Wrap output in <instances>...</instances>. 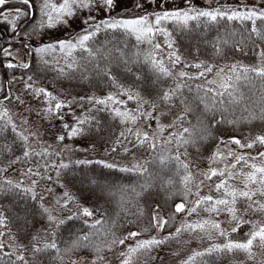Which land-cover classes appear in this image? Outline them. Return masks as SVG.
<instances>
[{"label": "snow or ice", "instance_id": "6c2138e0", "mask_svg": "<svg viewBox=\"0 0 264 264\" xmlns=\"http://www.w3.org/2000/svg\"><path fill=\"white\" fill-rule=\"evenodd\" d=\"M167 2L135 0L130 7L128 0H0V24L24 42L15 54L3 48L5 59L16 61L4 67L21 71L23 88L14 100L11 88L0 98V137L5 140L0 147V197H15L24 208L22 215L10 217V209L0 205V264H151L153 253L171 243L181 246L172 253L178 264H264V0L252 6L244 0L241 5L213 6L208 0L207 7L185 0L171 9ZM146 4L158 7L147 11ZM121 6L124 12H117ZM24 21L31 24L26 31ZM220 27L225 34L212 43L214 56L223 57L226 47L242 53L251 48L253 63L218 65L200 60L198 50L193 55L189 49L192 59L182 54L180 36ZM119 36L124 37L122 47L115 43ZM33 60L40 71L54 72L58 81H95L97 90L79 100L68 99L70 93L56 94L31 74ZM13 83L15 79L9 80ZM104 85L109 91L98 95ZM241 85L258 93V107L245 102ZM33 100L39 102L36 115L42 121L63 122L55 143L44 140L41 126L33 127L29 116L16 122L9 105L27 104L31 113ZM76 103L86 104L88 111L71 112ZM101 112L115 122L107 125L109 131L118 128L105 152L113 158H75L87 149L65 142L102 136ZM256 121L260 130L243 134L241 125ZM209 144L214 150H208L207 167H194L189 149L200 153ZM128 145L151 155L142 160ZM245 150L258 154L245 155ZM91 151H96L95 141ZM113 154L132 158L122 163ZM93 166L142 180L117 185L90 174ZM12 168L15 177L8 175ZM77 178L88 196L71 190ZM92 197L118 198L121 212L135 217L129 223L136 229L118 234L116 229L124 227L119 213L105 227L97 218L102 209L93 205ZM37 217L44 229L31 232L28 226ZM75 222L82 227L64 239L65 228ZM14 223L29 237L26 243L13 232ZM245 228L242 237L233 238ZM194 241L200 247L183 252Z\"/></svg>", "mask_w": 264, "mask_h": 264}, {"label": "trees", "instance_id": "16d2710c", "mask_svg": "<svg viewBox=\"0 0 264 264\" xmlns=\"http://www.w3.org/2000/svg\"><path fill=\"white\" fill-rule=\"evenodd\" d=\"M256 4V3H254ZM177 5V4H175ZM199 7H207V4H196ZM241 5V4H238ZM249 6H252L253 3L248 4ZM177 6H183V4H179ZM176 6L168 7L169 9L174 8ZM153 8L147 10L151 11ZM132 14V13H131ZM130 14V15H131ZM6 28L9 33H12L8 26L4 24H0V28ZM29 27H31V24L28 23L27 21L23 22L22 29L24 31L28 30ZM238 27V25H237ZM225 34V29L223 27H220L218 30L213 28L209 30L207 33H203L201 31H197L196 33L192 34L191 36H180L178 38V44L181 48L182 54L187 56L189 59H192V56H188L189 49H191L193 55L199 51V59L200 60H206L209 62L215 61L218 65H224V64H231L235 62H240L244 64H250L253 63L255 60V55L254 52L251 48H246L245 53H242L240 51L234 50L232 48H225V55L223 57H216L214 56V50L212 48V43H214L217 40V37L223 38ZM17 37L15 38H4L0 41V58H1V53L2 49L5 45H9L10 48H13L14 46H17V42L15 41ZM111 38V37H109ZM101 41L104 39L102 36ZM11 41V43H9ZM162 42V39H161ZM115 43L118 46H123L124 43V37L119 36ZM35 44V43H33ZM129 44V50H131L135 44L134 39L128 40ZM1 60V59H0ZM6 62H14L12 60H7L5 59ZM5 60L2 61V63L5 65ZM33 66L34 69L31 74L36 75L40 81V83L43 86H46L49 90L54 91V93L59 94L60 92H64L66 94L70 93L71 95H68L67 98L71 99L73 96L76 97L77 100H79L81 97H86L90 95L93 91H96V85L95 81L93 83L88 84V83H81L78 79L74 80H63V81H58L55 79V73L52 71H40L36 67V62L33 60ZM2 71V70H1ZM0 71V72H1ZM119 71V70H117ZM4 73H0L1 75V83H0V89H3V91H0V98L2 97V93L9 88H11V85L9 84V80H13L16 76L20 77L22 75L20 70H15L14 72L12 70H9L4 67L3 70ZM4 74V75H3ZM24 78H27V74H24ZM211 78V77H209ZM241 92L244 93L245 95V102L249 106H259V96L258 93L254 89H249V87L241 85L240 86ZM109 91L107 85L103 86L102 91H98V95H106L107 92ZM114 91V90H113ZM4 95V93H3ZM63 98V97H62ZM130 107H135L131 102H129ZM9 107L14 110L10 105ZM243 105H241V109L237 110V116L239 115V111L242 110ZM72 110H77L79 111L80 114H84L88 111L87 105L81 106L80 103L74 104ZM14 114V112H13ZM98 117L105 122V131L103 135L101 136L99 133L95 135H91L87 138H81L78 139L80 141H83L87 144L92 149L93 146V141H95L96 144V151L99 152L100 154L97 156H89L91 158H100V159H108L111 160L113 157H109L105 154L106 149H110L111 147V140L115 138L116 135H118V128L117 127H112L111 130L109 131L108 124H114L115 122L111 121L110 116L108 113H98ZM217 118H219V115H217ZM190 120H192L193 123H195V118L193 116L189 117ZM17 122V120H16ZM167 123L168 121L165 120ZM18 123V122H17ZM154 123V122H153ZM19 124V123H18ZM261 127V123L259 121H256L254 125H241V129L243 130V134H247L250 128H253L255 131H259ZM237 132H240V129H237ZM225 138H229L230 134L225 133ZM7 140L11 142L12 140V134L9 133L7 136ZM5 143V140L3 137H0V147L3 146ZM128 147L133 149L132 155H135L139 157L140 159H147L148 156L151 155L150 152L147 150H137L135 149L134 145H128ZM208 150H214V146L211 144L205 145L204 148L201 149L200 153H196L194 149H189L191 153V159L194 161V167L195 163H199L201 168H206L207 167V155H208ZM122 151V149H121ZM244 154L248 155H253V154H258L256 150H245ZM116 160H120L122 163H127L129 160H131L132 156L128 157H121L119 155L113 154ZM83 159V158H79ZM39 160V158H37ZM53 162H55V159L53 158ZM40 163H43L42 160H40ZM26 165H21L20 167H25ZM15 172L16 168H12L10 172L8 173L9 177H15ZM90 174H95L98 176H103L108 182H113L117 185H125V186H132L135 185L138 181L142 180V178L132 176L129 174H123L119 172H110L107 169H102L100 166H93V169L91 170ZM51 183L48 184L50 187ZM71 190L76 193L77 195H80L82 197H86L89 195V193L82 188V186L79 183V179L77 178L75 186L70 185ZM45 194V192L43 193ZM118 198L117 199H107V198H100L97 199L96 197H92V203L95 205L98 209H102L97 212V218L102 219L105 221V227H107L112 220H115L117 217V214H120V219H119V224L123 225L124 227L122 228H117L116 231L122 234H127V230L136 229V225L130 224L129 220H135V217L125 215L123 212H121V208L118 204ZM177 201H179V198H177ZM0 205H3L6 209H10L8 212V215L10 217L14 216L15 214H23V208H24V203L22 201H18L17 198L9 196V197H0ZM18 205V206H17ZM105 212L107 215H105ZM259 218V217H257ZM183 220V216L179 217L177 221V225L179 226V221ZM44 226V222L40 220L39 217L36 218L35 222L33 225H29V229L31 232H35L37 229H41V227ZM13 232H19V235L21 237V242L26 243L29 237L25 235L22 231L19 230L17 224H13ZM82 225L79 222H75V224H70L67 228H65L63 232V238L66 239L70 232H74L81 228ZM174 231V227L171 229ZM155 235V233H152ZM168 233L165 232L164 235H167ZM99 239V237H98ZM184 239H189L188 236H185ZM63 246V244H61ZM181 246L177 243H171L167 246H164L162 249L157 250L156 252L153 253V256L156 257L151 264H178V259L172 253L176 250H178ZM195 248V247H200L199 243L194 241L191 245H185L183 248V252H187L189 248ZM85 256L88 255L87 252L84 254ZM109 257L112 259L114 257L111 253H109ZM237 259H243L242 256L237 257ZM225 264H228V261H225Z\"/></svg>", "mask_w": 264, "mask_h": 264}, {"label": "rangeland", "instance_id": "374dc122", "mask_svg": "<svg viewBox=\"0 0 264 264\" xmlns=\"http://www.w3.org/2000/svg\"><path fill=\"white\" fill-rule=\"evenodd\" d=\"M134 2H135V0H128L129 6L130 7L131 6H134ZM160 2H161V0H158V4ZM211 2H212V5L213 6H216L218 4H228V5H238V4H241V0H211ZM145 3H146V0H145ZM184 3H185V0H168L166 6L167 7H172V6H177L179 4H183L184 5ZM194 3L195 4H200V5L201 4H207L208 5V0H194ZM244 3H246V4L253 3L254 4V3H258V0H244ZM175 4H177V5H175ZM154 7H158V5L146 4L147 10H149L151 8H154ZM117 12H124V8L122 6L119 7L117 9ZM117 12H114L113 15H116ZM126 14L127 15H130L131 12H128ZM64 35H67V33L65 32ZM15 41L17 42V46H14L12 48L14 54L19 49H21L23 47V43H24L22 40H18V38H16ZM32 43H36V41L33 40ZM4 47H10V46L9 45H5ZM2 52H3V49H2ZM21 55H23V53H21ZM0 59H1V62L3 60H5V57L3 56V53H1V58ZM7 60H12V58L9 57V58H7ZM14 62H16V61H14ZM5 63H7L6 60H5ZM0 71H1V68H0ZM18 78L19 77L16 76L14 78L15 79V83L11 84V91L13 93V100L15 99V95L22 94L23 84H22V82ZM0 83H1V75H0ZM8 91H9V89H8ZM8 91L6 90L3 93H6ZM3 93H2V97H4ZM27 99H31V97L29 96V97H27ZM32 105L34 106V110L31 113H28L26 111L27 108H28V105L27 104H24L23 106H19V107H17L15 104H10V106L14 109L13 110L14 116H15V119L17 120L18 123H20L21 119H23L24 116H26V115L29 116L30 119L34 122L33 127H35L36 125H40L41 126V130L45 133L44 140L47 141V142H49V143H55V139H56L57 134H59L61 132V124L63 122L57 120V121H54L52 124H49L47 121H42L36 115V111L40 107L39 102L33 100L32 101ZM71 112L75 113L76 115H82L77 110H72ZM67 121L70 124L73 123L74 122V117L73 116H68L67 117ZM153 126H154V123H153ZM65 143L66 144H69V145H72V146H74L76 148L87 149V151L78 152L76 154L75 158H86V157H89L90 155L91 156H97V155L100 154L97 151L92 152L91 151V148L89 146H87V144L85 142L80 141V140H77L75 142H73V141H66ZM67 155H68V153H65V157H67ZM246 155H248V154H246ZM255 155H257V154H253V156H255ZM16 175H17V172H15V176ZM50 187H55V185H52L51 184ZM205 191H207V189H205ZM56 194L57 195L62 194V190L57 189V193ZM44 195L45 196H49V194L47 192H45ZM49 206H51V205L49 204ZM43 229H44V226L41 227V230H43ZM245 231H247V228L242 229L241 232L239 233V235L238 236H234L233 238L234 239H238V238L242 237L244 235V232ZM112 259L115 260V257H112Z\"/></svg>", "mask_w": 264, "mask_h": 264}, {"label": "flooded vegetation", "instance_id": "af4514ba", "mask_svg": "<svg viewBox=\"0 0 264 264\" xmlns=\"http://www.w3.org/2000/svg\"><path fill=\"white\" fill-rule=\"evenodd\" d=\"M22 24H23V23H22ZM2 35H3V39H4V38H12L13 33H9L8 30H7L6 28L1 27V28H0V38H2ZM0 68H1V70H2V73H4V72H3V70H4V65H3V63L1 62V60H0ZM3 75H4V74H3ZM5 91H6V90H5Z\"/></svg>", "mask_w": 264, "mask_h": 264}]
</instances>
